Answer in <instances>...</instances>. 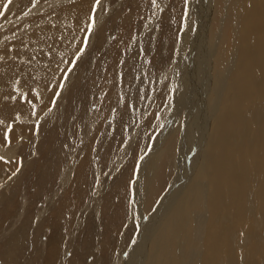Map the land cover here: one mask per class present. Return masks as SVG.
I'll use <instances>...</instances> for the list:
<instances>
[{"label":"rangeland","instance_id":"rangeland-1","mask_svg":"<svg viewBox=\"0 0 264 264\" xmlns=\"http://www.w3.org/2000/svg\"><path fill=\"white\" fill-rule=\"evenodd\" d=\"M52 1L31 0L17 16L0 9L5 21V26L0 22V44H5L0 50V160L4 168L0 170V264H118L117 260L131 252V259L124 264H144V250L150 251L155 224L164 221L176 191L196 179L201 166L199 155H195L199 135L187 149L182 130L190 120H196L191 110L200 111L201 105L200 93L194 95L188 81L194 75L189 62L201 1L193 9V38L183 52L179 40L187 22L188 0L90 1L91 21L87 19L84 38L74 35L79 50L63 52L67 61H57L63 64L57 67L62 73L56 83L59 91L39 84L46 80L43 74H51L42 69L51 64H46L40 49L48 44L52 54L67 49V21H56V15L59 12L69 18L65 2L79 0H60L54 8ZM213 1L203 33L211 43L212 32L217 31V52L227 21L215 22L219 1ZM35 4L40 8L50 4L52 9L35 10ZM31 6L35 11L29 13ZM33 32L41 39L29 49L26 45L33 40ZM180 55L184 66L177 65ZM211 65V73L216 74L214 59ZM38 86L45 96L41 101L31 97L30 105L26 101ZM19 99L25 108L31 106L28 112L15 103ZM207 124L206 139L211 132L210 122ZM171 128L176 135L175 158L173 165H168V182L159 186L158 170L174 136ZM13 148L16 154L10 158L12 152L7 151Z\"/></svg>","mask_w":264,"mask_h":264},{"label":"bare ground","instance_id":"bare-ground-1","mask_svg":"<svg viewBox=\"0 0 264 264\" xmlns=\"http://www.w3.org/2000/svg\"><path fill=\"white\" fill-rule=\"evenodd\" d=\"M90 1L93 3L94 0H79L70 3L66 1L65 3L67 4H65V6L69 4L68 12L70 17L68 16L69 18H66L60 15L59 12L58 15H56V21H67L65 28L67 49L64 48L59 53L57 52V54L49 52V44L46 49H40V51H43L42 54H44V58L47 60L46 64H51L50 67L42 68L51 73L49 76L46 74L42 75L46 80L39 84L45 89L50 88L56 91L58 90V86H56L60 76L58 74L62 73L61 70L59 73L57 67L59 69V66L63 64L62 61L60 64H57V61L59 62L61 59L67 61V58L64 59L63 57V52H70L69 54H71L73 52L75 53L77 48L79 50V47H77L78 45H76L78 37L74 35H79L80 40L84 38L85 31L89 25L87 19L91 14ZM188 1L186 13L187 22L182 33V39L181 41L179 40V45L182 44L181 48H183V52L187 49L189 41L192 40L191 38L193 37L190 38V32L192 30L190 22L193 21L194 18L193 9L196 10L198 6L197 2L201 1L202 12L197 13V27L194 29L195 36L194 40H192L194 41L191 55L193 59L189 62V66L194 70V75L190 74L191 76L188 78V81L191 82L190 88H194L195 92L198 91V93H200L201 103L198 102L201 105L200 111L196 108L195 110H191V113L196 116V120H190L185 126V129L182 130L185 131L184 143L187 149L190 148L191 142L193 140L195 141V138L199 135L196 143L198 150L195 155H199L198 161H200L201 166L197 171L196 179L188 181L185 184L186 186L176 191L174 195L175 198H173L175 200L173 203L169 204V211L167 215L165 214L164 221L162 220L163 222L160 221V223H158V225L163 224L161 228L155 224L160 218L153 221L156 234L154 238L152 237L153 241L150 244V251L147 252L146 249L144 250L143 261L144 264H264V0H218V12L215 13L217 14L215 15V17H217L215 22H221L220 24H223V22L227 21V28L224 27L226 28V34L221 40V47L217 52L214 51V46L217 44L220 37L217 31L214 30L212 32L211 43L207 42L206 33H203L204 28H206V25L209 23V14L212 11L214 1ZM59 2L60 0L56 2L53 0L51 5L54 8ZM29 3H31V0H11V3H9V0H5L0 3V9L6 8L9 14L12 13V15L15 16L20 10L22 11L25 9ZM71 3H73V5ZM70 4L72 6H70ZM51 5H42L41 8L45 10H47V8L52 9ZM32 7L34 6L28 7V9H31L30 11L28 10L29 13H32ZM38 8H40V6L35 4V10ZM62 9L61 11L63 12ZM223 11H225V14ZM2 21L3 17L0 18V22ZM4 22L5 21L1 23V26H5ZM79 28H82L81 33H79ZM38 29L40 30L41 28ZM52 33L54 36L58 35L55 30H52ZM35 35L36 32L31 34V39L33 38V40L26 45L28 48L31 47L32 49L38 42L40 36L35 38ZM59 42H62V40ZM81 44L79 45L81 46ZM4 45V43L0 44V50L3 49L2 47ZM36 50L39 51V49ZM214 52H216V54ZM36 54L38 55V53ZM214 54L215 58L213 57ZM19 56H21V54H19ZM2 58L3 57H0V60ZM10 59L12 58L10 57ZM10 59L8 61H10ZM213 59L214 65L217 68L216 74L211 73V71H213V65H211ZM35 60L37 61V59ZM187 60L190 59L187 58ZM26 63L28 64L29 62ZM68 63L66 65H68ZM178 64L179 66H184L182 55L178 57L177 65ZM22 65L23 61L20 66ZM2 67L3 66L0 67V72L3 70ZM181 69L183 70L182 67ZM7 79L8 78H6V80ZM28 80L29 79H27L26 82ZM18 86L17 84L16 87ZM29 86H33V83L29 84ZM34 88H37L35 90L36 93L32 91L34 95H30V98L26 101L29 102L30 105L31 97L35 98V101L36 99L41 101L42 96H45V90L43 91L39 86ZM17 90L19 94L22 93L21 95H23L24 91L21 92L22 89L18 87ZM189 92L191 91L189 90ZM198 93L196 92L194 95H198ZM24 94H26V92ZM184 95L186 94H183V96ZM187 96L189 97V94ZM54 100H56V98ZM22 101L19 99L15 102L18 103L20 109L26 107V104ZM41 103L43 105L44 100ZM178 103L179 102H177V104ZM185 103L186 107L187 102ZM32 108L34 110V107ZM30 109L31 106L25 108L24 111L28 112ZM187 110L189 109H186V111ZM196 113H200V115ZM192 117L194 116L192 115ZM197 118H199V122ZM21 120L25 122V118H21ZM207 122H210L211 132L206 139L204 137V132ZM207 125H209V123ZM198 126L200 129L197 130ZM173 128H171L172 132L174 131ZM14 129L12 130L13 133H17L16 130V132H14ZM173 134H171V136ZM175 146L176 135L174 134L167 147L165 159L162 161V165L158 170V173L161 171V176L157 181L159 186L161 183L163 184L164 181L165 184L168 182V165H173L172 163L175 158L176 150ZM14 151V148L11 151H7L9 153L12 152L10 158L15 156L16 152ZM2 165L0 160V170H4ZM6 167L5 164V168ZM152 167H154V165ZM153 170L156 169L154 168ZM148 174L150 177L152 176L151 172ZM152 180L156 181L153 177ZM149 202H153L152 197L149 198ZM161 214L163 213H160L158 217H160ZM17 244L21 246L19 237H17ZM121 250L120 248V251ZM11 253L15 256V253ZM130 254L125 258L123 257V259H121L122 256H120V261H123L121 263L117 260V262H119L118 264H124L128 257L131 259ZM10 257L12 258L11 255ZM127 264H129V262Z\"/></svg>","mask_w":264,"mask_h":264},{"label":"snow or ice","instance_id":"snow-or-ice-1","mask_svg":"<svg viewBox=\"0 0 264 264\" xmlns=\"http://www.w3.org/2000/svg\"><path fill=\"white\" fill-rule=\"evenodd\" d=\"M9 3H11V0H9Z\"/></svg>","mask_w":264,"mask_h":264}]
</instances>
